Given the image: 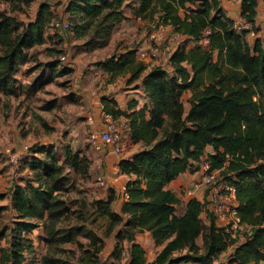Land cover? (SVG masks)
Returning <instances> with one entry per match:
<instances>
[{
	"label": "trees",
	"instance_id": "trees-1",
	"mask_svg": "<svg viewBox=\"0 0 264 264\" xmlns=\"http://www.w3.org/2000/svg\"><path fill=\"white\" fill-rule=\"evenodd\" d=\"M260 1L241 2L240 16L253 32L258 31ZM127 9L149 19L155 29L167 26L184 37L169 58L170 69L140 61L136 48L97 64L110 83L141 82L150 100L142 109L131 102L127 111L109 97L101 100L105 115L124 117L130 141L143 146L119 163L120 175L129 178L127 201L118 214L111 207L114 191L106 200L89 199L92 162L85 153L67 143L59 149L35 145L21 162L26 174L0 194L1 201H10L0 206V264H116L125 244L129 264H264L263 41L251 45L250 31L236 28L221 0H66L64 13L74 38L97 50L108 47L115 29L128 19ZM56 19L48 2L27 23L0 10V94H16L20 69L32 61L33 49L53 39L50 33L62 37L53 31ZM64 73L73 76L74 71L65 66ZM186 93L191 96L185 102ZM203 161L219 182L235 187L238 214L251 227L249 233L232 238L216 215L203 219L205 203L183 202L168 189L182 174L199 171ZM10 209L17 214L2 222ZM38 229L44 232L41 255L30 237ZM144 232L161 247L152 263L136 243ZM111 237L115 247L102 262L105 240Z\"/></svg>",
	"mask_w": 264,
	"mask_h": 264
},
{
	"label": "rangeland",
	"instance_id": "rangeland-1",
	"mask_svg": "<svg viewBox=\"0 0 264 264\" xmlns=\"http://www.w3.org/2000/svg\"><path fill=\"white\" fill-rule=\"evenodd\" d=\"M43 2L52 5L57 19L68 20L64 13L66 0H31L29 5L18 0H0V10L27 23L35 18ZM262 11H264V5ZM126 15L129 18L113 33L115 41L112 47L98 49L96 53L84 47V40L75 39L72 30L64 32L62 37H55L51 31L53 34L50 33V36L53 39L33 49L32 61L20 69L16 94L10 97L0 94V120L6 118L9 121L8 124H0V150H9L11 156L18 160V163L14 164L6 154L0 155V194L9 192L16 174L21 173V162L28 155L31 147L40 144L54 145L59 149L64 141H69L70 133L76 126V120L83 109L80 104H77L78 101H75L78 99L74 93L73 76L64 73L65 66L77 61L89 69L111 54L125 52L132 48L137 50L151 48L152 35L157 30L155 24L150 23L149 19L134 18L131 12H127ZM176 44V42L167 43L159 47L160 55L166 45L173 47ZM62 55L66 56V63L60 62L59 58ZM95 57H97L96 60ZM94 61L96 62L93 63ZM147 64L151 66L161 64L160 58L147 61ZM54 68L55 71H53ZM48 80L52 81L48 82ZM187 94L184 97L185 102L189 98ZM89 135L80 140V144L87 149H90ZM96 168L89 185L106 189L108 186L106 179L98 174L100 171ZM99 176L105 180V186L98 183ZM199 180L201 184V175ZM76 184L81 185L79 179ZM212 188L205 187V191L211 192L213 196ZM8 203V197L3 201L0 200V205ZM2 217V222H9V210H6ZM198 242L201 244L202 239ZM44 252L45 246L40 243L37 255Z\"/></svg>",
	"mask_w": 264,
	"mask_h": 264
},
{
	"label": "crops",
	"instance_id": "crops-1",
	"mask_svg": "<svg viewBox=\"0 0 264 264\" xmlns=\"http://www.w3.org/2000/svg\"><path fill=\"white\" fill-rule=\"evenodd\" d=\"M241 2L242 0H221L223 9L227 13V15L236 23L242 21V18L240 16ZM263 5L264 1H260L256 22V28L258 29V31L252 32L248 35V41L251 45H253L257 39H260L264 43V11H262ZM125 12L127 13L131 11L130 9H127ZM134 18L136 17L134 16ZM122 24H124V22ZM113 41L115 40L112 35L108 47H112ZM97 50H93V53L98 52ZM121 53L123 52L114 54ZM112 55L113 54L109 55L105 59L109 58ZM96 59L97 57H95V60ZM95 62L96 61H94L93 63ZM160 62L161 64L157 65L170 69L168 56H166L165 54L160 55ZM68 66L74 71L72 77L74 81V93L78 99L75 101H78V103H76L80 104L83 112L76 120L77 124L70 133V136L68 138L69 141H64L63 143L70 144L75 151H81L85 153L92 162L91 174L93 175V173L96 172L95 168L97 167L96 170L100 171V173L98 174L103 175V177L106 179V182L108 184L106 189L92 184L88 185L86 195L89 197V199L106 200L108 199L111 192L114 191L115 200L111 207L115 213L120 214L123 204L127 201L125 188L129 178L124 175H119L117 177L114 172L117 168L119 169V163L121 160L130 158L133 154L141 150L143 146L141 143H134L129 140L123 153L121 155H117L110 148L103 147L101 150L94 149L90 143V138L94 134H100L106 128L107 116L103 112V106L101 103L103 97H109L113 99L116 102L118 108L123 111L128 110V106L131 102H136L138 109L148 107L150 105V100L146 97L141 82L135 83L133 85H127L125 79H118L114 83H110L109 75L106 73L104 74L103 70L97 65L87 69L86 65L75 61ZM187 95L190 98L191 94L188 93ZM185 96L186 94L184 95V97ZM187 104L188 103H186V105ZM1 123L8 124L9 121L8 119L3 118L0 120V124ZM87 135H89L88 141L90 144V149H87L80 144V140H82L83 137ZM207 153H212V149L208 148ZM205 162L207 161H203L201 165ZM24 174H26V170H23V173H20L19 175L16 174L15 180L12 181L10 185V189L12 188L14 182H17L18 179ZM200 175L201 170L194 173L186 172L179 176L175 181L171 182L168 185V189L171 190L183 202H189L191 199H197L198 201L205 203V212L202 216L203 219L205 221H208V213L214 214L218 218L217 224L219 226H222V219L215 213V200L212 196V193L205 191V187L200 184ZM190 193H192V195H190ZM9 203L7 205H9ZM7 205L1 204L0 206ZM9 213L10 216H15L17 214V212L13 209H10ZM250 230L251 228L246 225L245 231L249 232ZM30 237L34 241L35 246L38 248L40 246V243L43 244L40 239L41 237H44V232L42 229H38L34 231ZM105 241L106 247L103 253V258L108 260L115 247L116 242L114 237L106 239ZM241 242H244V239H241ZM136 243L141 245L145 250L147 263H152L155 260L157 253L161 249V247L156 246L155 241L149 232L138 234L136 236ZM199 245H202V243H199ZM128 249L129 245L125 244L124 257L120 262H117L116 264H129ZM233 250L234 248H231L228 253L222 255L220 258V262H226Z\"/></svg>",
	"mask_w": 264,
	"mask_h": 264
},
{
	"label": "built area",
	"instance_id": "built-area-1",
	"mask_svg": "<svg viewBox=\"0 0 264 264\" xmlns=\"http://www.w3.org/2000/svg\"><path fill=\"white\" fill-rule=\"evenodd\" d=\"M52 27L53 31L57 32L59 35L69 31L71 28L69 21L63 19L54 20ZM236 28L240 31L246 30L250 31V33L253 32L252 25L245 20L238 22L236 24ZM183 40L184 37L174 32L170 27L160 25L156 32L152 35L151 48H140L137 52V57L140 61L145 63L150 60H157L160 58L159 47L164 46L167 43L172 44L173 42H176L177 44L175 46L169 47L166 45L162 50V54H165L170 58L174 50L180 46ZM206 44L207 41L204 42V45ZM62 61L66 63L67 59L62 58ZM103 73L105 74L106 72L103 70ZM129 132V124L124 117L114 119L112 116H107L106 128L100 134L92 135L90 138V143L96 150H101L103 147H106L110 148L115 154L121 155L127 145V142L130 140ZM1 154H6L14 164L18 163V160H16L14 156H11L9 150H0V155ZM200 170L202 180L201 185L205 187H213L215 213L223 221V225L220 227L224 228L225 231L234 239L238 234L245 233L246 225L241 222V218L238 214L239 203L236 197L235 187L228 184L227 182H219L217 180V173L211 171V167L208 162L202 164ZM114 174L117 177L120 175L118 168L115 170ZM97 181L100 185L105 186V180L102 176H99ZM216 182L218 183L216 184ZM190 195H192V193H190ZM106 261L107 260L105 258H102V262Z\"/></svg>",
	"mask_w": 264,
	"mask_h": 264
}]
</instances>
